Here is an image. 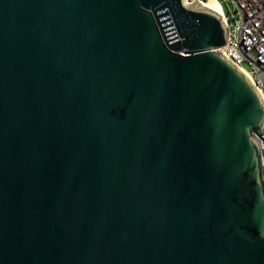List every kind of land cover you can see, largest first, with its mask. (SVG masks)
<instances>
[{
    "label": "water",
    "instance_id": "95a60500",
    "mask_svg": "<svg viewBox=\"0 0 264 264\" xmlns=\"http://www.w3.org/2000/svg\"><path fill=\"white\" fill-rule=\"evenodd\" d=\"M229 34L212 0H0V264H264Z\"/></svg>",
    "mask_w": 264,
    "mask_h": 264
},
{
    "label": "built area",
    "instance_id": "2783aa9c",
    "mask_svg": "<svg viewBox=\"0 0 264 264\" xmlns=\"http://www.w3.org/2000/svg\"><path fill=\"white\" fill-rule=\"evenodd\" d=\"M219 1L230 29L227 46L221 51L248 75L264 99V0H233L237 5L234 12H227ZM259 135L264 137V130ZM254 136L260 146L264 178V141Z\"/></svg>",
    "mask_w": 264,
    "mask_h": 264
},
{
    "label": "rangeland",
    "instance_id": "374dc122",
    "mask_svg": "<svg viewBox=\"0 0 264 264\" xmlns=\"http://www.w3.org/2000/svg\"><path fill=\"white\" fill-rule=\"evenodd\" d=\"M222 1L227 12H234V10L237 8V5L233 2V0H222Z\"/></svg>",
    "mask_w": 264,
    "mask_h": 264
},
{
    "label": "bare ground",
    "instance_id": "6f19581e",
    "mask_svg": "<svg viewBox=\"0 0 264 264\" xmlns=\"http://www.w3.org/2000/svg\"><path fill=\"white\" fill-rule=\"evenodd\" d=\"M215 1H216V4H215ZM212 0V3H213V7L219 11L222 15L224 13V8H223V5L222 3L219 1V0ZM263 98V97H262ZM264 100V99H263Z\"/></svg>",
    "mask_w": 264,
    "mask_h": 264
}]
</instances>
